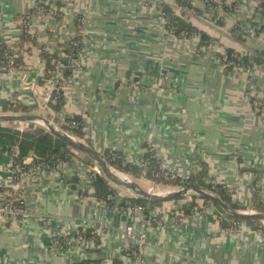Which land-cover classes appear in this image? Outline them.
Instances as JSON below:
<instances>
[{"label": "crops", "instance_id": "1", "mask_svg": "<svg viewBox=\"0 0 264 264\" xmlns=\"http://www.w3.org/2000/svg\"><path fill=\"white\" fill-rule=\"evenodd\" d=\"M163 1L172 9L173 1ZM224 1L228 8L194 0L182 13V20L211 38L209 47L200 36L167 34L162 11L147 0H0V40L21 55L40 94L52 96L63 77L58 63L47 83L42 52L55 54L80 38L78 66L60 112L49 105L51 98L41 110L44 98L0 68V115L10 114L3 106L18 96L22 106H36L33 114L51 115L58 128L66 117L81 119L85 139L99 153L116 152L134 164L151 149L161 167L184 178L206 168L205 182L231 190L240 205H248L257 190L264 197V117L250 98L264 96V70L262 63L246 61L264 54V0ZM40 2L50 12L35 17L32 41L22 42L20 18ZM239 26L261 32L245 38ZM228 50L239 58L234 64L223 61ZM135 81L139 89L131 86ZM77 154L60 171L23 178L28 214L12 222L0 214V264H128L123 232L135 220L96 199L85 155ZM8 162L4 158L0 167ZM137 180L144 190L154 184ZM83 183L88 189L81 196ZM148 213L160 225L147 230L144 264H264V234L247 225L228 232L218 219L225 212L204 199H173ZM177 214L184 218L177 221ZM66 236L73 237L66 248L50 247L52 238Z\"/></svg>", "mask_w": 264, "mask_h": 264}, {"label": "trees", "instance_id": "2", "mask_svg": "<svg viewBox=\"0 0 264 264\" xmlns=\"http://www.w3.org/2000/svg\"><path fill=\"white\" fill-rule=\"evenodd\" d=\"M50 12L49 6L40 3ZM34 11V9H33ZM165 12H171V8L167 5L165 6ZM23 17V16H22ZM20 18L19 25L21 29L22 42H30L32 39L24 32V27L22 24V20L24 18ZM177 20V33L178 36L182 31H186L190 34H198L201 37V43L211 42V38L206 35L204 32L199 31L196 27L190 25L180 18H175ZM241 27V26H239ZM261 31H258V35ZM1 41V40H0ZM80 42L79 36L74 37L67 41L65 45H61L58 47L55 54H49L46 50L42 52V59L45 62L46 70L49 72L47 74V80H53V73L57 70V64L61 63L66 66L64 68V78L68 79L72 76V70H70L67 66L69 64V60L74 55L76 56L79 51V46L76 47L75 43ZM209 45V43L207 44ZM9 54H14V51L9 49V47L2 42L0 47V60L3 61V66L9 68V65L4 61V55L7 51ZM227 53L229 55L233 54L232 51L228 50ZM62 54V55H61ZM65 55V56H64ZM54 61V64L52 62ZM236 61V60H235ZM247 63L249 64H263L264 63V54L257 56L255 58H246ZM20 64L24 65L21 55L18 53V61L15 64L19 66ZM25 66V65H24ZM62 81H58L57 86L60 87ZM66 102V98L63 94V91H54L49 105L53 108L55 112H60L61 106ZM36 109L35 107H28L19 105L14 107L13 104L8 102L5 106H3V112L5 113H18V114H32ZM48 120H53L51 115H47ZM56 122L57 120H53ZM75 122L77 124L76 127L68 126L69 123ZM30 130L21 133L16 127L14 123H10L9 126H4L0 123V148L3 150L12 151L17 149L19 156L15 160L16 164L23 165L24 162L29 158V155L32 154L33 164H47L53 165L57 161L69 162L73 159V157L78 156L77 152L74 151L70 146H68L64 141L56 138L51 132L45 130L44 128L37 127L34 124L30 123ZM61 129L70 132V134L85 142L89 146L92 147L91 143L85 139L82 129L83 124L81 119L77 117H66L64 119V123L61 125ZM93 148V147H92ZM105 161L115 170L135 179L146 178L153 181L157 185H164L167 187H178V188H186L191 187L195 189L208 190L215 193L225 204L229 205L231 209L236 211H254L257 213L264 214V197L261 195L260 191L257 190L251 200V202L246 205H240L233 201L232 195L227 191V189L222 185H214L207 184L205 179H207V171L205 170L197 177H188V178H177L176 180L167 181L162 178H156L153 176V173L159 169L160 162L155 157L154 153L149 149V153L145 155L143 158L144 161L149 162V170L145 174L142 168L138 165L127 162L124 157L116 152H104L99 153ZM83 161L91 168L96 169L98 167L89 157L84 156ZM101 170V169H100ZM75 180V179H73ZM94 195L98 201H102L106 203V206L109 210L112 211H120L127 212L130 206H137L144 210L145 214H148L149 209L159 206L163 204V202H152L143 197H134V198H125L121 197L117 190L113 187L112 183L104 176V173H99L92 183ZM2 190L0 189V192ZM185 199V198H184ZM198 199V198H193ZM203 199V198H201ZM178 200V199H174ZM206 202L211 203L216 206L220 212H224L220 205L204 199ZM191 204V203H190ZM192 205V204H191ZM189 208V204L187 205ZM227 215V219L219 217L220 224L228 230L230 228L231 223L233 222H245L249 227L253 230L259 231L264 234V224L260 223L257 220L253 219H238L232 215ZM77 237V236H76Z\"/></svg>", "mask_w": 264, "mask_h": 264}, {"label": "built area", "instance_id": "3", "mask_svg": "<svg viewBox=\"0 0 264 264\" xmlns=\"http://www.w3.org/2000/svg\"><path fill=\"white\" fill-rule=\"evenodd\" d=\"M173 1V7L171 9V12H165V6L167 5L163 0H147L149 4H155L158 6V8L162 11L165 19H166V29H167V34L169 35H178L177 33V20L175 18H180L182 19V13H188L191 11V7L193 6V1L194 0H171ZM204 3L208 6H214L218 5L221 8L225 9L228 8V4L224 0H204ZM239 2L237 1L235 5L230 6L232 9L237 10L239 8ZM48 14V10L40 4H37L35 6L34 11L33 9L30 10L29 12L25 13L22 18V24L24 27V32L31 37V39L34 37L33 35V20L35 19L36 16H43ZM82 20V19H81ZM82 24V21L80 22ZM239 33L243 37H247L249 39H256L258 35V29L254 27H249V28H242L239 27ZM264 33V30H263ZM181 37H188V36H194V37H199L198 34H190L187 33L186 31H182L180 33ZM2 41H0V47H1ZM76 47L79 46V42L75 43ZM209 47H212V44L208 45ZM9 47V46H8ZM9 49H11L9 47ZM12 50V49H11ZM7 51V50H6ZM65 56V55H64ZM235 60H239V58L236 57L235 54L229 55L228 53L223 54V61L228 65V64H234ZM4 61L9 65V68L7 67H1L3 66V61L0 60V68H5L8 70L9 73H15L16 75L19 76L22 80L23 88L29 92H31L34 96H41L45 99V94L43 95L40 94L39 91V85L35 80H31L27 70L25 69L24 66L19 65L16 66L15 64L18 61V55L15 54H9L7 51L4 55ZM78 57L77 55L73 56L69 60L68 68L72 70V75L76 71L77 66H78ZM264 70V63L259 66ZM64 68L66 66L61 65V70L63 72ZM49 74V72H47ZM54 75V73H53ZM68 79L63 77L59 80L62 81V84L60 87L57 86V83L53 85V92L54 91H63L64 88L66 87V84L68 82ZM131 86L135 89H139L140 83L139 82H132ZM43 95V96H42ZM250 95V94H249ZM252 95V94H251ZM45 96V97H44ZM51 96V94H50ZM49 96L48 100L51 98ZM253 96V95H252ZM252 99V104L254 108V112L257 115H260L264 117V96L262 97H250ZM21 98L16 96L12 98L11 104H13L14 107H17L21 105ZM41 110H45L44 103L40 104ZM44 112V111H42ZM64 123V121H63ZM68 126H73L76 127L77 124L75 122L69 123ZM26 129L30 130V125L29 123H26L24 127L19 128L20 132H24ZM28 131V130H27ZM70 133V132H68ZM151 152L154 153L153 150ZM155 155V153H154ZM19 153L17 149L8 151V150H3L0 148V162L4 158H8L9 162L6 166L0 167V171H3L5 174V177L0 178V189L2 190L0 192V214L1 216L6 220V222H12V221H19L21 220L24 216H26L28 213L26 211V204H25V197H24V191L21 189L23 178L27 175H37L40 174L41 172H54V171H60L62 170L66 162L63 161H57L53 165H47V164H33L31 165L33 159L31 160H26L23 165H18L16 164L15 160L18 158ZM156 157V155H155ZM135 165H138L142 168L144 173L146 174L149 170V162L139 160L134 162ZM100 173L99 169H89V176H88V181L90 182V192L93 191L92 183L96 179L97 175ZM153 176L156 178H162L167 181H172L176 180L177 178H184L183 176L171 172L163 167H159L158 170H156L153 173ZM214 185H219L215 184L214 182H209ZM85 183L81 185L80 188V195L84 196L85 194ZM226 188V187H225ZM88 189V188H87ZM227 189V188H226ZM227 191L234 197V192L231 190L227 189ZM189 202H193L194 200L189 199ZM103 205L106 206L105 202H102ZM197 209H193L191 213H196ZM243 212V211H242ZM248 213H257L254 211H247ZM126 214L132 216L135 220V225H130L128 226L125 231L123 232V242L125 245V250L127 252V257H128V264H144L145 263V250L146 247L148 246V237H147V230L152 224H159V221L151 215L145 214L144 210L141 209L140 207L137 206H130L125 212ZM177 221H181L184 216H181L180 214H177L176 216ZM219 217H222L224 219H227V215L223 214ZM44 225L51 226V219H45ZM244 225H247L245 222H233L230 225V228L227 230L228 232H234L237 230L239 227H242ZM248 226V225H247ZM80 235H77V238L82 237ZM73 240V237H68L66 236L65 238H52L50 247L51 248H66Z\"/></svg>", "mask_w": 264, "mask_h": 264}, {"label": "water", "instance_id": "4", "mask_svg": "<svg viewBox=\"0 0 264 264\" xmlns=\"http://www.w3.org/2000/svg\"><path fill=\"white\" fill-rule=\"evenodd\" d=\"M42 123L46 126L49 132H51L56 138L64 141L74 151L79 152L89 157L104 173V176L115 186L122 187L127 190L133 191L139 197L146 198L152 202H166L173 199H179L186 196L200 197L206 200H210L221 206L222 210L238 219H253L264 224V214L261 213H248L242 211H236L225 204L215 193L208 192L206 190L195 189L191 187L181 188L178 191L168 192L166 195H159L157 193H151L144 190L138 183L133 181L123 182L115 174H113V168L105 161V159L94 148L85 144L81 140H77L72 135L63 132L55 126V124L47 118L38 114H22V115H0V123Z\"/></svg>", "mask_w": 264, "mask_h": 264}, {"label": "rangeland", "instance_id": "5", "mask_svg": "<svg viewBox=\"0 0 264 264\" xmlns=\"http://www.w3.org/2000/svg\"><path fill=\"white\" fill-rule=\"evenodd\" d=\"M41 3V2H40ZM25 14V13H24ZM23 14V15H24ZM33 30V29H32ZM52 64H54V61L52 62ZM60 68H61V66H60ZM59 68V66H58V69L54 72V75L53 76H55V74H56V72L60 69ZM62 72V71H61ZM29 75V74H28ZM46 75H47V71H46ZM63 75H64V73H63ZM54 78V77H53ZM71 78V77H70ZM60 80V79H59ZM58 80V81H59ZM48 82H51V80H47V83ZM52 83V82H51ZM51 83L50 84H48V85H51ZM52 86V85H51ZM50 86V87H51ZM39 88V87H38ZM54 88V87H53ZM43 96V95H42ZM49 96L50 95H48V94H46V97H45V99H43V101H41V103L40 104H43V103H45L47 100H48V98H49ZM51 97V96H50ZM44 106H46L45 104H44ZM38 113V115H41V116H43V117H45L46 118V114L45 113H43V114H40L41 113V111H39V112H37ZM33 114V113H32ZM36 114V113H35ZM7 115H22V114H18V113H10V114H7ZM27 122H17V123H14V126L16 127V129H18L19 130V128H22V127H24L25 126V124H26ZM4 126H9L10 125V123H2ZM30 124V123H29ZM35 126H37V127H41V128H44L45 130H47L48 131V129L46 128V126L44 125V124H42V123H33ZM58 128V127H57ZM59 130H61V131H63V132H66V131H64V130H62L60 127L58 128ZM27 130H29V129H26L25 131H27ZM66 133H68V132H66ZM68 134H70V133H68ZM71 135V134H70ZM77 139V138H76ZM77 140H79V139H77ZM86 144V143H85ZM79 153V152H78ZM81 154V153H80ZM97 169H99V171L101 172V173H103L102 172V170H100V168L99 167H96ZM114 171H116V170H114ZM126 179H128V180H130V181H133V182H138L139 183V180H137V179H135V178H131V177H126ZM144 181V180H143ZM143 183H145V182H143ZM211 184V183H210ZM113 185V187H115V188H117L118 190H121V192H123L124 194H125V192H127L126 194H129V195H132V196H135V197H137L138 195L136 194V193H134L133 191H127L126 189H124V188H122V187H117V186H115L114 184H112ZM181 188H178V187H175V188H172V187H167V186H164V185H157V184H153V185H151V186H148V187H146L145 188V190L146 191H149V192H151V193H157V192H161V193H168V192H174V191H178V190H180ZM126 190V191H125ZM206 191H208V190H206ZM208 192H211V191H208ZM139 197V196H138ZM185 199H187V200H189V199H192V200H194L193 198H194V196H186V197H184ZM195 198H198V199H201L200 197H195ZM225 214V213H224Z\"/></svg>", "mask_w": 264, "mask_h": 264}, {"label": "bare ground", "instance_id": "6", "mask_svg": "<svg viewBox=\"0 0 264 264\" xmlns=\"http://www.w3.org/2000/svg\"><path fill=\"white\" fill-rule=\"evenodd\" d=\"M115 169H113V174H115L120 180H122L123 182H128V181H130V180H128V179H126V177H128V176H125L124 174H122L121 172H119V171H114ZM157 194H159V195H166L167 193H161V192H157Z\"/></svg>", "mask_w": 264, "mask_h": 264}]
</instances>
